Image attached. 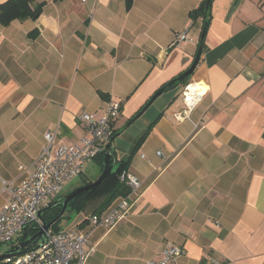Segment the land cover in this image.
<instances>
[{
    "label": "crops",
    "instance_id": "crops-1",
    "mask_svg": "<svg viewBox=\"0 0 264 264\" xmlns=\"http://www.w3.org/2000/svg\"><path fill=\"white\" fill-rule=\"evenodd\" d=\"M203 1L35 0L36 19L0 23V207L2 180L32 172L48 130H58L55 146L75 143L86 135L80 112L115 98L114 157L142 192L113 228L93 227L86 264L158 261L167 242L184 249L169 264H264V0L212 1L189 76L207 91L187 118L176 117L179 84L126 125L193 61L203 16L189 13Z\"/></svg>",
    "mask_w": 264,
    "mask_h": 264
},
{
    "label": "built area",
    "instance_id": "built-area-1",
    "mask_svg": "<svg viewBox=\"0 0 264 264\" xmlns=\"http://www.w3.org/2000/svg\"><path fill=\"white\" fill-rule=\"evenodd\" d=\"M185 38V33H179L173 44L177 45ZM206 91L207 87L201 81H189L183 85L181 96L184 109L176 117L187 118ZM120 111L121 101L110 98L97 112H80L78 121L86 135L72 144L55 146L58 130H48L44 134L45 143L32 172L20 181L2 180L1 190L8 193V198L0 207V244L15 245L13 240L22 234L24 227L35 225L42 228L43 223L38 217L40 210L57 199L65 185L80 176L89 162L99 155L112 153L110 140L115 134L113 122ZM200 127L202 125H195L196 129ZM119 178L129 188L127 195L121 196L107 210L91 215L82 229L73 227L57 232L49 229L44 232V240H37L25 253L0 264H86L94 247L85 249L84 245L93 227L101 225L107 229L113 228L127 217L141 195L142 184L134 174L124 169ZM183 253L184 249L167 242L162 250V258L147 261L146 264H169Z\"/></svg>",
    "mask_w": 264,
    "mask_h": 264
},
{
    "label": "trees",
    "instance_id": "trees-1",
    "mask_svg": "<svg viewBox=\"0 0 264 264\" xmlns=\"http://www.w3.org/2000/svg\"><path fill=\"white\" fill-rule=\"evenodd\" d=\"M205 1L206 0H204L199 7H197L196 9L192 10L189 13L191 17H194L196 14H201L204 20ZM132 3L133 0H125L126 8L129 9ZM43 4L44 2L35 3V0H6L5 2L0 4V23L2 25H7L14 19H18V20H24L27 18L36 19L41 13ZM210 9L207 14L208 24L210 20ZM188 82H189V77L183 80L182 82L171 85V87L179 84L185 85ZM147 130H149V128ZM147 133L148 131H145L143 132V134H141V136H139L137 145H139L144 140ZM103 158L104 155H99L98 157L95 158L101 170L103 168ZM111 160L113 165L118 164L117 169L114 170V168H112L111 172L103 179V181L94 190L85 191L79 194L78 196L74 197L72 200H70L67 204L66 209L70 207L72 210L85 211V209L90 203L94 201H98V204L95 207L92 215L99 214L104 209H106L114 199H116L119 196L127 195L129 188L125 182L120 180L119 174L121 173L122 170L126 169L128 165V160L127 161L117 160L114 157L113 152L111 154ZM60 209H61L60 205H53L50 209L42 213L40 218L41 222L48 223L49 221H51L54 217L58 215ZM86 223H88L87 218L83 219L80 225H84ZM55 225H56V221L50 227V230L52 232L59 231V229L54 228ZM37 229L38 228L35 225L28 226L26 235L23 236V234H21L19 236L18 242L24 240L27 236L33 235L37 231ZM36 241L37 240H34L32 243ZM32 243L29 244L27 248H30L32 246Z\"/></svg>",
    "mask_w": 264,
    "mask_h": 264
},
{
    "label": "water",
    "instance_id": "water-1",
    "mask_svg": "<svg viewBox=\"0 0 264 264\" xmlns=\"http://www.w3.org/2000/svg\"><path fill=\"white\" fill-rule=\"evenodd\" d=\"M212 1L213 0H206L205 1L204 20H203V24H202V28H201V32H200V36H199V41L197 44V48H196V52H195L193 61L191 62L189 67L187 69H185L182 73L177 75L175 78H173L169 82H167L161 88H159L146 101V103L141 107V109L131 119H129V121L126 123V125L130 124L134 119H136L145 110V108L153 101V99L156 96H158L161 92H163L166 88L170 87L171 85H173L175 83L182 82L183 80H185L186 78H188L192 74V72L194 71V69H195V67H196V65L200 59V56L202 54V50L204 47V40H205V36L207 33V28H208L207 14H208V11L211 7ZM114 139H115V136L113 135V137L110 140L111 144L113 143ZM113 150H114L113 147H111L112 152H113ZM111 154L112 153H105L104 154L103 168H102L100 175L97 177L96 180L89 182V183H87L81 187H78V188L74 189L73 191H71L70 193L55 199L48 206L41 209L40 212L38 213L39 218H41L42 213H44L46 210L50 209L53 205H60L61 206L60 212L51 221H49L48 223L43 222L42 228H38L37 231L33 235L27 236L24 240L18 242L15 245L10 246V248L7 251L0 254V262L4 261L6 259H9V258H13L15 256H18L22 253H25L27 251V246L29 244H31L34 240H44V238H45L44 232L49 230L51 225L63 215V213L66 210L68 202L70 200H72L74 197L78 196L79 194H81L85 191L94 190L103 181V179L111 172V170L113 168V163L111 160ZM26 231H27V227H24V229L22 231L23 236L26 235Z\"/></svg>",
    "mask_w": 264,
    "mask_h": 264
},
{
    "label": "rangeland",
    "instance_id": "rangeland-1",
    "mask_svg": "<svg viewBox=\"0 0 264 264\" xmlns=\"http://www.w3.org/2000/svg\"><path fill=\"white\" fill-rule=\"evenodd\" d=\"M117 167H118V164L113 165L114 170H116ZM101 171H102L101 168L95 162L91 163L85 169V173L88 176V179L92 181L97 179ZM85 184H86L85 180L81 177V175L77 176L65 185L62 193L59 196L66 195L70 193L71 191H73L74 189L81 187ZM85 213H89V207H87L85 211L72 210L70 207H68L63 213V216H61V218L56 221V225L54 228L60 230V229H67V228L74 227L76 224V221L80 217L84 216ZM18 239H19V236L15 237L13 240V243L16 244L18 242ZM11 245H12L11 243L0 244V254L7 251Z\"/></svg>",
    "mask_w": 264,
    "mask_h": 264
}]
</instances>
